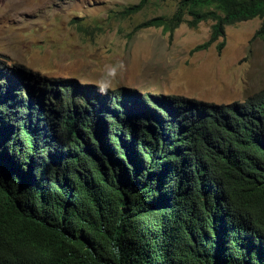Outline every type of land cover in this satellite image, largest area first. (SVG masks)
<instances>
[{
    "label": "trees",
    "instance_id": "16d2710c",
    "mask_svg": "<svg viewBox=\"0 0 264 264\" xmlns=\"http://www.w3.org/2000/svg\"><path fill=\"white\" fill-rule=\"evenodd\" d=\"M254 17L264 40V0H179L138 28L212 20L194 51ZM0 264H264V88L102 94L0 61Z\"/></svg>",
    "mask_w": 264,
    "mask_h": 264
},
{
    "label": "rangeland",
    "instance_id": "374dc122",
    "mask_svg": "<svg viewBox=\"0 0 264 264\" xmlns=\"http://www.w3.org/2000/svg\"><path fill=\"white\" fill-rule=\"evenodd\" d=\"M0 0V61L44 77H71L99 89L108 66L118 68L114 88L142 97L180 95L215 103L242 101L264 88L261 19L228 24L206 48L212 20L138 28L155 16L169 17L179 0ZM224 41L221 48L217 43ZM192 50V51H191Z\"/></svg>",
    "mask_w": 264,
    "mask_h": 264
},
{
    "label": "clouds",
    "instance_id": "9594fccd",
    "mask_svg": "<svg viewBox=\"0 0 264 264\" xmlns=\"http://www.w3.org/2000/svg\"><path fill=\"white\" fill-rule=\"evenodd\" d=\"M118 68H123V64L108 66L107 78L102 79L99 82V90L102 94H106L107 90L114 88V81L117 76Z\"/></svg>",
    "mask_w": 264,
    "mask_h": 264
}]
</instances>
